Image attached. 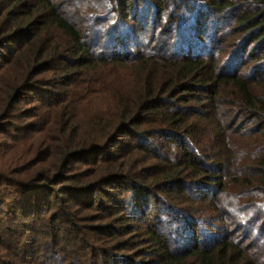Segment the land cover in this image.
I'll return each instance as SVG.
<instances>
[{
  "label": "trees",
  "instance_id": "obj_1",
  "mask_svg": "<svg viewBox=\"0 0 264 264\" xmlns=\"http://www.w3.org/2000/svg\"><path fill=\"white\" fill-rule=\"evenodd\" d=\"M0 264H264V0H0Z\"/></svg>",
  "mask_w": 264,
  "mask_h": 264
}]
</instances>
